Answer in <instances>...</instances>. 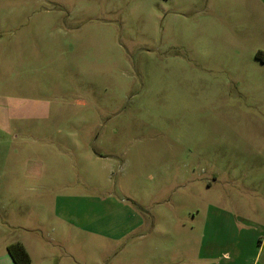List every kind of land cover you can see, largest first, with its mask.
<instances>
[{"label":"rangeland","instance_id":"1","mask_svg":"<svg viewBox=\"0 0 264 264\" xmlns=\"http://www.w3.org/2000/svg\"><path fill=\"white\" fill-rule=\"evenodd\" d=\"M0 39L4 107L37 118L35 151L3 148L37 159L7 195L21 222L37 199L35 264H264V0H0ZM60 195L90 231L51 232Z\"/></svg>","mask_w":264,"mask_h":264},{"label":"crops","instance_id":"2","mask_svg":"<svg viewBox=\"0 0 264 264\" xmlns=\"http://www.w3.org/2000/svg\"><path fill=\"white\" fill-rule=\"evenodd\" d=\"M19 41L18 45L19 46ZM8 44L2 39H0V57H4L8 53ZM3 95L0 94V163H2V166H0V264H15L13 261V258L8 252V247L12 244L20 243L22 244L27 252L29 253L31 257V264H35V257L31 251V247L34 248V251L37 252V245H47V243H42L39 238L37 240V199L36 200H30L25 202V198L19 199V201H14L15 206L21 207V206H27L32 205L34 214L29 219H24L23 222L18 221L15 216H13L12 220L10 216L8 215L7 209L11 207L8 199L9 192H14V194L19 195V198L21 197L22 192L26 190L33 189L37 193V159L34 158V154H27V152H23L22 150L18 151V153L14 154V157H18V159H21V163H19V166L10 168L4 164V160H8L10 158L8 152H4V147H9V143H7V136L8 134H16L14 139H18L21 136V140L23 144H29L28 148L30 150L35 151L37 144V118L36 117H25V116H16L12 117L10 116L9 112L6 110V107H4ZM8 113V115H7ZM25 128L33 133V135H26L25 134ZM21 134H19V133ZM30 145H33L34 147H30ZM35 149V150H34ZM30 152V151H29ZM32 153V152H31ZM88 160L90 161H104L106 158L103 156H100L96 153H90L87 155ZM17 159V158H16ZM34 162V166H31ZM39 176V175H38ZM41 174L39 177V181L41 180ZM34 183V185H32ZM2 193V196H1ZM101 204L109 203L107 199L100 200L96 198ZM83 198L70 195H60L56 196L54 198L52 208H53V220L50 223V227H53L52 233H56L57 229L55 230V225L59 224L61 227L60 233L63 235L67 233L69 229L75 231L78 234L86 233L90 231L87 229V225L84 223H87L86 216H83V213L79 210L76 212V218L73 217V207L72 203L77 201L78 205L81 204ZM32 201V202H31ZM126 205H123L125 204ZM127 203H130V201H122V203L116 204L115 211L120 213L122 209H127ZM20 205V206H19ZM60 207V210L62 214L58 213V209ZM104 206H96V208H100L98 210H102ZM95 208V209H96ZM5 213L4 218L1 213ZM77 220L78 223H73L72 220ZM106 219V214H101L97 217L95 215L91 221L95 220L98 223H104ZM121 219L120 223H123V219ZM134 219L133 224H131L129 227H127L124 231H118L121 234L118 235H105L101 234L99 231L94 232L98 236L101 237H107L109 239H112L116 242H119L121 240L126 239L128 236L132 234H136L140 229L143 228V224H145V219L142 220V218L137 219V216H125L124 222H127L128 220ZM12 221V222H10ZM16 222H20L21 224H17ZM81 224H84L82 226ZM42 226V225H41ZM86 226V227H85ZM11 230H19L23 232L32 233L31 235L35 236V239L33 240H27V237H12L10 236ZM39 230V228H38ZM63 259V258H62ZM42 264H66L63 260H59L58 263H50V259L44 258L42 260Z\"/></svg>","mask_w":264,"mask_h":264},{"label":"trees","instance_id":"3","mask_svg":"<svg viewBox=\"0 0 264 264\" xmlns=\"http://www.w3.org/2000/svg\"><path fill=\"white\" fill-rule=\"evenodd\" d=\"M8 252L15 264H31V257L22 244L16 243L10 245Z\"/></svg>","mask_w":264,"mask_h":264}]
</instances>
